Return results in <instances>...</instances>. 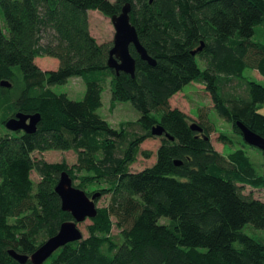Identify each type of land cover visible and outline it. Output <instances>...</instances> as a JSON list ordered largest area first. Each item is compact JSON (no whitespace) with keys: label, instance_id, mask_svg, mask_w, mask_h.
I'll use <instances>...</instances> for the list:
<instances>
[{"label":"trees","instance_id":"16d2710c","mask_svg":"<svg viewBox=\"0 0 264 264\" xmlns=\"http://www.w3.org/2000/svg\"><path fill=\"white\" fill-rule=\"evenodd\" d=\"M127 2L139 41L155 60L140 59L130 45L134 76L107 65L112 43H98L88 23L89 10L110 18ZM0 13V81L10 83L0 85V264H32L9 250L30 255L72 220L54 189L63 170L88 196L108 199L86 236L41 264H264V239L242 230L264 228V201L241 187L264 188V172L245 149L257 147L236 124L264 138V85L243 76L246 67L264 74V0H0ZM36 57L56 58L58 66L41 69ZM72 76L85 84L81 100L52 88ZM107 78L110 107L128 101L137 120L114 128L96 112ZM233 80L243 96L233 93ZM193 82L205 86L240 146L217 151L210 138L217 129L200 108L197 131L188 114L169 106ZM17 112L40 114L35 132L5 127ZM157 124L164 131L154 163L131 171L138 154L150 156L140 145L156 136ZM218 141L232 143L225 132ZM69 149L77 155L71 165L32 156Z\"/></svg>","mask_w":264,"mask_h":264},{"label":"rangeland","instance_id":"374dc122","mask_svg":"<svg viewBox=\"0 0 264 264\" xmlns=\"http://www.w3.org/2000/svg\"><path fill=\"white\" fill-rule=\"evenodd\" d=\"M112 1V0H110ZM1 16V13H0ZM88 23L89 31L93 37H95L98 43H112L114 36V27L109 17L102 15L97 10L88 11ZM261 38V37H260ZM263 41V39L261 40ZM197 62L200 68H203L202 61L197 58ZM35 63L41 69H55L58 66V60L53 57H38L35 59ZM243 76L247 80L257 81L259 84L264 85V74L258 72L257 69H251L246 67L243 71ZM244 80V79H243ZM109 78L103 83V90L101 93V106L96 112L105 119L114 128H119L120 123L135 121L140 116V113L132 106L128 101L116 102L113 108L110 107V84ZM236 80L231 81L230 85H235ZM243 83V82H242ZM237 85L239 83L237 82ZM53 90L58 93H65L70 99L81 100L84 95L85 84L81 77L72 76L67 79L66 83L55 84L52 86ZM233 93L244 95V87L233 86ZM169 106L171 108L176 107L190 116V122L197 120L199 114V108L208 120L216 127V131H213L212 136L213 146L219 150V152L226 153L230 148H236L243 143L242 138L238 133L234 132L231 128V124L226 120L218 116L216 111L212 108L213 102L209 93L206 91L205 86L201 83L193 82L185 85L182 90L178 91L169 99ZM259 112L264 114V105H261ZM3 128V127H2ZM219 132H225L231 139L232 143L221 144L218 141ZM160 144V138L158 136L147 138L140 145L141 151L150 153L149 157H144L143 154H138L136 162L131 165V171H139L144 167L150 166L155 161V152ZM247 155L254 163L255 168L260 172H264V156L262 152L254 147H245ZM34 158L43 157L48 162H61L64 161L68 165L76 162L77 155L74 149L69 150H47L44 152L34 151L32 153ZM31 178L34 181L39 180V176L35 171L31 172ZM77 182V180L75 181ZM244 193H251L253 197L259 198L264 201V188H252L247 185L241 186ZM108 199L107 195L98 196L97 206L106 204ZM160 223H167V217H161ZM89 223V219H85L83 222L78 223L83 236L87 235L86 225ZM243 232L249 236L258 237L264 239V228H255L251 224H246L243 227ZM114 238L118 239V229L113 226L111 230Z\"/></svg>","mask_w":264,"mask_h":264},{"label":"water","instance_id":"95a60500","mask_svg":"<svg viewBox=\"0 0 264 264\" xmlns=\"http://www.w3.org/2000/svg\"><path fill=\"white\" fill-rule=\"evenodd\" d=\"M114 27V36L112 45L109 49V57L107 65L113 68L116 73L125 72L134 76L135 58L131 55L130 45L133 46L140 59L154 65L155 60L147 53L144 46L140 43L135 26L130 21V4L125 3L118 14L110 17ZM202 43L197 49L191 51L195 54L197 50L202 48ZM2 86H10L7 81H0ZM40 120V114H26L17 112L14 116L5 121V127L10 131L22 130L26 133L36 131L37 123ZM242 133L243 140L259 149L264 150V138L259 134L250 130L243 123H236ZM190 128L201 131L202 128L194 121L190 123ZM163 127L160 124L152 127V134L160 136L163 134ZM55 192L60 198L61 209L71 214L72 220L63 221L55 234L48 237L40 244L30 255L17 253L9 250V254L20 263L29 260L32 264L43 263L55 250L64 244L79 240L83 233L78 223L85 219H90L96 215V198L99 193L96 192L88 196L82 189L72 184V179L66 171H61L58 181L54 187Z\"/></svg>","mask_w":264,"mask_h":264},{"label":"crops","instance_id":"0c3cea01","mask_svg":"<svg viewBox=\"0 0 264 264\" xmlns=\"http://www.w3.org/2000/svg\"><path fill=\"white\" fill-rule=\"evenodd\" d=\"M36 58H38V57H36ZM36 58H35V59H36ZM44 70H45V69H44ZM211 137H212V136H210V138H211ZM211 141H212V138H211ZM212 143H213V142H212ZM221 144H222V143H221ZM222 145H223V144H222ZM215 149H216V148H215ZM216 150L219 151L218 149H216Z\"/></svg>","mask_w":264,"mask_h":264}]
</instances>
